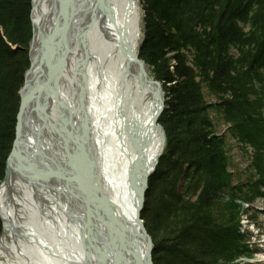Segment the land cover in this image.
<instances>
[{"label": "trees", "instance_id": "obj_1", "mask_svg": "<svg viewBox=\"0 0 264 264\" xmlns=\"http://www.w3.org/2000/svg\"><path fill=\"white\" fill-rule=\"evenodd\" d=\"M140 58L163 85L168 139L142 217L154 264H241V200L264 191V0H140ZM32 0H0V183L30 66ZM213 98V101H209ZM254 148L249 181L231 169L227 137ZM3 224L0 219V234Z\"/></svg>", "mask_w": 264, "mask_h": 264}, {"label": "bare ground", "instance_id": "obj_2", "mask_svg": "<svg viewBox=\"0 0 264 264\" xmlns=\"http://www.w3.org/2000/svg\"><path fill=\"white\" fill-rule=\"evenodd\" d=\"M83 1L85 17L77 18L81 23L72 33L76 38L66 55L60 95L50 98L47 111L50 135L43 140L59 157L69 150L73 159L65 155L63 160L79 176L94 177L105 207L126 222L125 229L90 218L82 199L60 186L40 159L32 163L44 174L32 180L14 157L0 187V264H145L150 252L138 224L135 174L141 175L145 162L152 163L163 152L165 139L160 119L155 121L160 109L157 88L143 85L137 65L123 51L129 46L138 52L143 33L140 0ZM32 3L35 32L29 57L35 61L54 28L56 9L54 0ZM85 25L89 58L80 41ZM61 129L77 135L78 148L72 138L64 144ZM86 220L92 222L87 227Z\"/></svg>", "mask_w": 264, "mask_h": 264}, {"label": "water", "instance_id": "obj_3", "mask_svg": "<svg viewBox=\"0 0 264 264\" xmlns=\"http://www.w3.org/2000/svg\"><path fill=\"white\" fill-rule=\"evenodd\" d=\"M54 2L56 9L53 23L54 28L45 38V41H42V47L37 55L38 58L35 59V61L32 60L30 62L29 70L25 74V84L21 89L20 94L21 105L16 121V138L13 143L11 153L8 156L9 158L6 164V172L3 179L4 181L0 184V187L7 181L6 178L9 172V167L14 157L18 158L20 162L25 165V168H27L29 172L28 177L32 178V180L34 178H40L44 174L43 171H39V169H42L41 167L32 163L35 162L36 159H40L46 167L52 170V174L57 179L60 186L68 188L71 192H75V195L82 199L85 209H88L91 213L90 218L96 217L102 220L104 219V223L106 225H108L109 222L114 223V225L121 224V227L125 229L126 222L118 219L116 213L105 207L100 193L97 192L98 189L95 186V182H93L94 177H90L89 179L88 177L85 178V176H79L75 171H73V169L67 166L63 160L65 155L66 157L69 156L72 158L69 154V150H66L65 155L61 153L63 156L59 157L55 155L56 152L53 151L52 147H48L47 139L43 140V136L45 138V134H47V136L50 135V125L49 123H46V121L48 120V117L50 119V123L52 121L50 114L47 111L48 109L50 111L52 108L50 98L52 96L58 97V95H60L61 76L62 73L66 71V55L67 52L72 49L70 45L71 40L73 42L76 38V36L72 33L74 30L76 31L77 26L81 23L77 20V18L80 16L81 20L82 17H85L84 8L80 9V5L82 3L84 4L83 0H54ZM32 25H34L33 17ZM81 31L82 30L79 29L77 31L78 34H81ZM34 32L35 25L33 28V39ZM86 35L85 25L80 41L81 44H83L85 57L89 58L87 45L85 44ZM32 41L30 43V47ZM124 50L128 53L130 63L137 65L139 73L142 76L143 85H146L147 87L156 86L157 88L155 96L160 102V109L155 117V121L160 119L159 128L162 129L165 139V146L163 148L164 152L168 139L166 136V130L161 124V116L166 109V95L163 85H161V83L154 78L150 72L149 65L140 58L138 52L131 50V47L129 46L123 48V51ZM35 63L37 66L35 71L32 72V68ZM31 74L33 75L30 77ZM75 75H78V70L75 72ZM81 101H84L83 97ZM72 132V130L69 133L62 130V140L64 141V144L66 141L69 144L71 138L77 143V135ZM78 146L79 145L77 143V148ZM47 151H50L52 155L51 153L47 154ZM163 152L152 160V163L147 164V162L144 161L146 164L141 175L139 172L135 174V178L138 181L136 184L137 192L139 193L138 224L143 228L147 235L148 242L150 243V252L147 254L146 258L143 259L145 264H154L153 249L155 245L154 239L151 238L147 228L145 227L142 212L145 208L144 205L147 196L146 193L150 186V178L154 174ZM0 219L1 222H3L1 213ZM91 223L92 222L90 220H86V227ZM82 240H85L84 234H82Z\"/></svg>", "mask_w": 264, "mask_h": 264}, {"label": "rangeland", "instance_id": "obj_4", "mask_svg": "<svg viewBox=\"0 0 264 264\" xmlns=\"http://www.w3.org/2000/svg\"><path fill=\"white\" fill-rule=\"evenodd\" d=\"M141 7V6H140ZM141 9V8H140ZM141 15H142V9H141ZM209 101H213V98L210 99L208 97ZM214 115V122L217 126V132L220 134H225L228 137V155L231 159V169L232 171H238V173H241V179L245 182L249 181V177L251 175V160H252V154L254 152V148L252 146H248L246 150H244V147L241 146L239 141L237 139H234L233 136L230 135L229 131L227 130V126L225 121L220 115H217L216 113H213ZM226 131V132H225ZM247 151V152H246ZM253 206L256 209V211H259V217L256 214L250 213L247 216H244L242 221L244 226H247V219L255 218V220H252L256 225L260 228L261 233H264V197H261L260 199L252 200ZM246 228L249 229L250 233L253 231V226H247ZM264 246V244H263ZM257 259L253 262H256L257 260H261L260 257H256ZM252 264V263H251Z\"/></svg>", "mask_w": 264, "mask_h": 264}]
</instances>
